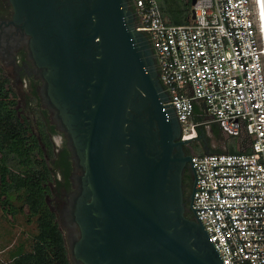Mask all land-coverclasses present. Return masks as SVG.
<instances>
[{"label":"water","instance_id":"95a60500","mask_svg":"<svg viewBox=\"0 0 264 264\" xmlns=\"http://www.w3.org/2000/svg\"><path fill=\"white\" fill-rule=\"evenodd\" d=\"M13 1L84 171L73 212L81 235L71 258L223 264L193 208L194 186L189 207L185 200L183 175L187 165L195 170L182 146L195 137L181 139L129 0Z\"/></svg>","mask_w":264,"mask_h":264},{"label":"built area","instance_id":"2783aa9c","mask_svg":"<svg viewBox=\"0 0 264 264\" xmlns=\"http://www.w3.org/2000/svg\"><path fill=\"white\" fill-rule=\"evenodd\" d=\"M157 58L183 139L215 122L238 152L191 156L193 208L223 264H264V18L261 0H196L188 24L158 0H129ZM200 105L208 120L193 122Z\"/></svg>","mask_w":264,"mask_h":264},{"label":"trees","instance_id":"16d2710c","mask_svg":"<svg viewBox=\"0 0 264 264\" xmlns=\"http://www.w3.org/2000/svg\"><path fill=\"white\" fill-rule=\"evenodd\" d=\"M191 8L192 0H187L188 16L185 21L171 24L190 23ZM16 104L15 93L7 88V80L0 73L1 206L7 215L14 217L20 212L28 217L29 222L35 218L37 224L32 250L15 255L12 264H70L65 237L52 203V196L59 195L51 186L53 174L50 159L47 158L53 155L52 142L45 124L40 122L36 132L34 125L19 115L20 109ZM202 113L197 104L194 116L204 118ZM209 125L218 141L223 140L219 125L215 122ZM227 151L235 153L240 150L229 147ZM215 152L222 151L217 149ZM14 196L20 205L13 202Z\"/></svg>","mask_w":264,"mask_h":264},{"label":"flooded vegetation","instance_id":"af4514ba","mask_svg":"<svg viewBox=\"0 0 264 264\" xmlns=\"http://www.w3.org/2000/svg\"><path fill=\"white\" fill-rule=\"evenodd\" d=\"M13 0H0V73L7 80V88L16 95L17 108L21 114L22 103L28 108L38 111V117L34 118L35 131L43 122L52 142L53 155L50 159L53 181L51 186L59 192L52 196L53 209L57 215V221L65 237L70 264H80L70 256L69 249L74 240L81 235L80 228L74 219V207L77 195L81 191V176L83 167L75 154L72 140L67 132L58 110L51 103L47 85L43 76V68L39 66L33 55L30 40L21 19L16 16ZM131 10L135 11L130 3ZM25 93L28 97L18 96ZM18 93V94H17ZM23 98V99H22ZM33 121V120H32ZM204 127V126H203ZM195 143L182 146L185 155L192 156L194 151L202 154L210 153V146L206 144L204 130L197 128ZM183 130L181 133V139ZM205 141V142H204ZM64 176H67L66 178ZM196 176L187 165L183 175V190L187 207L189 197L195 184ZM59 208L58 212L56 208ZM187 216L193 217L191 210L186 211Z\"/></svg>","mask_w":264,"mask_h":264},{"label":"rangeland","instance_id":"374dc122","mask_svg":"<svg viewBox=\"0 0 264 264\" xmlns=\"http://www.w3.org/2000/svg\"><path fill=\"white\" fill-rule=\"evenodd\" d=\"M163 16L169 23L183 22L188 16L186 9L187 0H158ZM193 7V6H192ZM192 9V8H191ZM191 12V11H190ZM19 93V92H18ZM17 93V94H18ZM28 97L25 93H19L18 96ZM23 99V98H22ZM22 116L30 121L34 122V118L38 117V111L33 108H26L22 103L21 109ZM202 115V114H201ZM200 117L199 115L193 116L192 121L198 122L201 120H208V117ZM33 120V121H32ZM210 122L200 125L204 130L206 137V144L210 146V153L215 150L227 151L229 147H235V149L241 150L242 139L238 137H229L222 132L223 140L218 141L217 136L211 130ZM31 125L36 126L34 123ZM205 126V128L203 127ZM196 141L193 139L190 143L193 144ZM205 142V141H204ZM195 154H199V151H194ZM13 202L16 205H20V201L13 197ZM57 212L59 208H56ZM61 225V224H60ZM62 228V226H61ZM62 230H64L62 228ZM37 232V224L35 218L31 222L28 221V217L23 213H17L14 217L7 215L1 206L0 200V264H12L15 255L25 253L32 250L33 238Z\"/></svg>","mask_w":264,"mask_h":264},{"label":"bare ground","instance_id":"6f19581e","mask_svg":"<svg viewBox=\"0 0 264 264\" xmlns=\"http://www.w3.org/2000/svg\"><path fill=\"white\" fill-rule=\"evenodd\" d=\"M261 8H262L263 18H264V0H261Z\"/></svg>","mask_w":264,"mask_h":264}]
</instances>
